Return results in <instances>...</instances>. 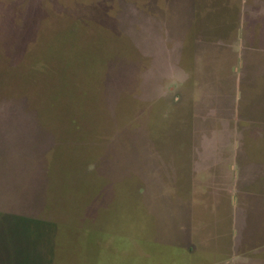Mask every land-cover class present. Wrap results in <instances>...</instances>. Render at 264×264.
Returning <instances> with one entry per match:
<instances>
[{"label": "rangeland", "instance_id": "obj_1", "mask_svg": "<svg viewBox=\"0 0 264 264\" xmlns=\"http://www.w3.org/2000/svg\"><path fill=\"white\" fill-rule=\"evenodd\" d=\"M0 264H264V0H0Z\"/></svg>", "mask_w": 264, "mask_h": 264}, {"label": "trees", "instance_id": "obj_2", "mask_svg": "<svg viewBox=\"0 0 264 264\" xmlns=\"http://www.w3.org/2000/svg\"><path fill=\"white\" fill-rule=\"evenodd\" d=\"M65 232H66V235L67 236L65 235ZM80 232L81 231H78V235L77 236L76 235L73 236V232L71 233V232H69L67 230L66 231L63 230L61 233L63 234V236L65 235L66 236L65 239H67L69 241V243H72V244H85V243L88 244V243H91L92 242V238H89V235H92L90 233V229L89 228L86 229V231H84V233L82 234V235H84L83 238L80 237L81 236V233ZM75 237H76V239H75ZM93 237L95 238V243H97L98 240H99L100 242H98V243H100V244H101L102 240H104V241H107V240L111 241V239H112L110 236L107 235V238L105 240V239H103L105 236H103L102 234L99 235L98 232L97 233L95 232L94 235H93ZM60 243H61V241H60ZM67 257H68V255L66 256V258Z\"/></svg>", "mask_w": 264, "mask_h": 264}]
</instances>
